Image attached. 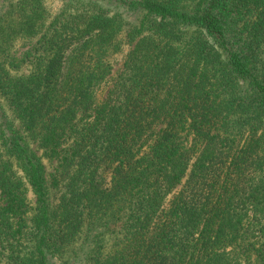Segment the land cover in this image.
Returning <instances> with one entry per match:
<instances>
[{"label":"trees","instance_id":"16d2710c","mask_svg":"<svg viewBox=\"0 0 264 264\" xmlns=\"http://www.w3.org/2000/svg\"><path fill=\"white\" fill-rule=\"evenodd\" d=\"M60 1L0 0V264H264V0Z\"/></svg>","mask_w":264,"mask_h":264},{"label":"rangeland","instance_id":"374dc122","mask_svg":"<svg viewBox=\"0 0 264 264\" xmlns=\"http://www.w3.org/2000/svg\"><path fill=\"white\" fill-rule=\"evenodd\" d=\"M60 2H61L60 0H46V4L48 5L51 12H55L57 10V8L60 5ZM121 56H122L121 54L115 55V64H114L115 67L119 65ZM38 153H40V150L38 151ZM43 161L46 163V166H48V169H50L52 164L50 165V163L45 159H43ZM30 199H32L31 195H30Z\"/></svg>","mask_w":264,"mask_h":264}]
</instances>
